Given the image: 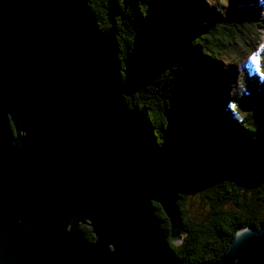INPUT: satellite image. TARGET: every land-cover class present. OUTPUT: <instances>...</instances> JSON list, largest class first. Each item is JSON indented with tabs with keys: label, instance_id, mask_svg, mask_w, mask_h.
I'll return each mask as SVG.
<instances>
[{
	"label": "water",
	"instance_id": "obj_1",
	"mask_svg": "<svg viewBox=\"0 0 264 264\" xmlns=\"http://www.w3.org/2000/svg\"><path fill=\"white\" fill-rule=\"evenodd\" d=\"M90 3L0 0V264H183L177 182ZM214 264H264V226Z\"/></svg>",
	"mask_w": 264,
	"mask_h": 264
},
{
	"label": "trees",
	"instance_id": "obj_2",
	"mask_svg": "<svg viewBox=\"0 0 264 264\" xmlns=\"http://www.w3.org/2000/svg\"><path fill=\"white\" fill-rule=\"evenodd\" d=\"M260 1L90 3L100 28L117 40L124 97L177 182L186 234L180 244L169 240L183 264H214L240 228L264 226Z\"/></svg>",
	"mask_w": 264,
	"mask_h": 264
},
{
	"label": "flooded vegetation",
	"instance_id": "obj_3",
	"mask_svg": "<svg viewBox=\"0 0 264 264\" xmlns=\"http://www.w3.org/2000/svg\"><path fill=\"white\" fill-rule=\"evenodd\" d=\"M79 228L81 229L83 235L88 239L89 241L93 242L96 239V236L90 227L88 222H81L79 224Z\"/></svg>",
	"mask_w": 264,
	"mask_h": 264
},
{
	"label": "rangeland",
	"instance_id": "obj_4",
	"mask_svg": "<svg viewBox=\"0 0 264 264\" xmlns=\"http://www.w3.org/2000/svg\"><path fill=\"white\" fill-rule=\"evenodd\" d=\"M257 8L263 9V14L262 15H264V0H261L260 3L257 4ZM263 39H264V31H263ZM195 214H197V212L196 211H193L192 212V216H194Z\"/></svg>",
	"mask_w": 264,
	"mask_h": 264
},
{
	"label": "bare ground",
	"instance_id": "obj_5",
	"mask_svg": "<svg viewBox=\"0 0 264 264\" xmlns=\"http://www.w3.org/2000/svg\"><path fill=\"white\" fill-rule=\"evenodd\" d=\"M215 125V124H214Z\"/></svg>",
	"mask_w": 264,
	"mask_h": 264
}]
</instances>
